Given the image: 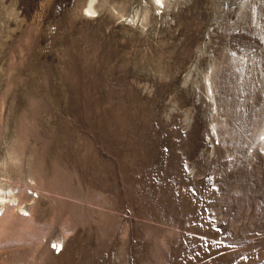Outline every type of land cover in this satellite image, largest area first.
<instances>
[{"label":"rangeland","instance_id":"1","mask_svg":"<svg viewBox=\"0 0 264 264\" xmlns=\"http://www.w3.org/2000/svg\"><path fill=\"white\" fill-rule=\"evenodd\" d=\"M121 1L0 0V264H264V0Z\"/></svg>","mask_w":264,"mask_h":264},{"label":"bare ground","instance_id":"2","mask_svg":"<svg viewBox=\"0 0 264 264\" xmlns=\"http://www.w3.org/2000/svg\"><path fill=\"white\" fill-rule=\"evenodd\" d=\"M100 3H101V0H85V3L83 4V6L80 9V13L82 14L83 11H84V13L90 11V12H95L96 15H98L99 14L98 13V6L100 5ZM157 5H163V9L165 8V4H164L163 0H161L160 4L156 3V5H155V0H150V4L146 3L145 7L143 8L141 16H139L136 13L132 14V15H128L126 13V10L124 9L125 2L121 1L118 4V8L113 9V11L111 13H112V15H115L117 18H120L121 20H123L125 23L133 24V23H135L137 21H138V23H140V21H142L143 19L147 20V16L150 13V11L153 10V8L156 11L160 10V8ZM207 77L205 79V83L207 82L209 84L208 88L210 89L211 80L209 78H207ZM211 90L212 89H210V91ZM261 137H264V131H263ZM262 142H264V139H261V142L259 144H261ZM261 146H262V144H261ZM9 159H10V157L8 158V160L6 159L7 161L1 163L0 169L5 170V171L10 170V169H12V170L14 169L13 165L15 163L12 161L13 159L10 160V161H9ZM4 177H5V175H4ZM9 186L10 185H8V187H7L6 183H4L2 180H0V209L2 208L4 202H6V201L13 202V201H15L17 199V197L12 193V189H10ZM17 205L20 206V203L18 202ZM22 209L25 210L26 208L24 207ZM57 242L60 243V240H57Z\"/></svg>","mask_w":264,"mask_h":264},{"label":"snow or ice","instance_id":"3","mask_svg":"<svg viewBox=\"0 0 264 264\" xmlns=\"http://www.w3.org/2000/svg\"><path fill=\"white\" fill-rule=\"evenodd\" d=\"M160 2H161V0H155V3H157V4H160ZM86 14L89 16H94L96 13L89 11V12H86ZM261 139H264V137H261ZM25 215H27V213H25ZM53 246L56 247L55 245H53ZM57 250H59V249H57Z\"/></svg>","mask_w":264,"mask_h":264},{"label":"built area","instance_id":"4","mask_svg":"<svg viewBox=\"0 0 264 264\" xmlns=\"http://www.w3.org/2000/svg\"><path fill=\"white\" fill-rule=\"evenodd\" d=\"M53 248H54V250H55L56 252H58V251L60 250V249H59V250H57V248H56V247H53Z\"/></svg>","mask_w":264,"mask_h":264}]
</instances>
